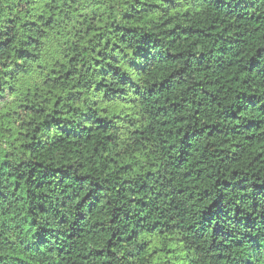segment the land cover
<instances>
[{"label": "trees", "instance_id": "trees-1", "mask_svg": "<svg viewBox=\"0 0 264 264\" xmlns=\"http://www.w3.org/2000/svg\"><path fill=\"white\" fill-rule=\"evenodd\" d=\"M0 264H264V0H0Z\"/></svg>", "mask_w": 264, "mask_h": 264}]
</instances>
